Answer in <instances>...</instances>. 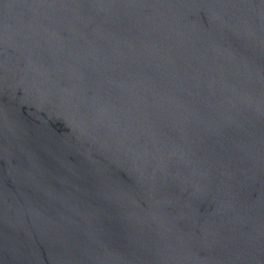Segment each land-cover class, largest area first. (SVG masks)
<instances>
[{
  "label": "water",
  "instance_id": "95a60500",
  "mask_svg": "<svg viewBox=\"0 0 264 264\" xmlns=\"http://www.w3.org/2000/svg\"><path fill=\"white\" fill-rule=\"evenodd\" d=\"M0 264H264V0H0Z\"/></svg>",
  "mask_w": 264,
  "mask_h": 264
}]
</instances>
